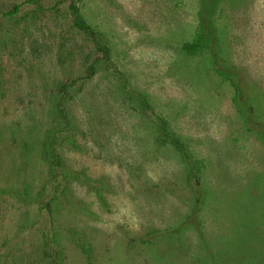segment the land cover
I'll return each instance as SVG.
<instances>
[{
  "label": "rangeland",
  "instance_id": "rangeland-1",
  "mask_svg": "<svg viewBox=\"0 0 264 264\" xmlns=\"http://www.w3.org/2000/svg\"><path fill=\"white\" fill-rule=\"evenodd\" d=\"M25 1L0 0V264H264V0H76L103 58L71 0Z\"/></svg>",
  "mask_w": 264,
  "mask_h": 264
},
{
  "label": "trees",
  "instance_id": "trees-1",
  "mask_svg": "<svg viewBox=\"0 0 264 264\" xmlns=\"http://www.w3.org/2000/svg\"><path fill=\"white\" fill-rule=\"evenodd\" d=\"M26 4H29V3H34L40 10H43L44 7L43 5L40 3L39 0H26L25 1ZM20 7L21 5H15L14 6V9L8 13H6V15L8 16H14L16 13H18V11L20 10ZM70 7H71V11H72V22H73V25L80 29V31H82L83 33H85L86 35H89L91 36L92 40L96 42V46H97V49L98 51L101 52V57H108L110 52H109V48L106 47L103 43V41L101 40V38L99 37V35L94 31V29L88 24L87 20L82 16L81 14V11H80V8L79 6L76 4V0H71V4H70ZM189 50H192V48H190ZM98 60V59H97ZM97 60H94L90 66H89V71H90V74L87 76V77H92L95 73V64H96V61ZM76 83V80H72L71 82H68L66 83L64 86H63V91L68 94V90L74 86V84ZM58 112L60 113V115L64 118V119H69L68 118V114L66 112V108L64 107V103L61 101L60 103H58ZM168 133V132H167ZM175 142V146L178 147V149L181 151V152H185L179 145V143L177 142V140H174ZM173 142V143H174ZM49 147H50V153H51V156H52V161L54 162L53 164V168L54 166L56 167H59V161H58V158H59V154L57 152V147H56V138H53L49 144ZM55 171H57V168H55ZM58 172V171H57ZM46 207H49L48 206V203H46Z\"/></svg>",
  "mask_w": 264,
  "mask_h": 264
}]
</instances>
